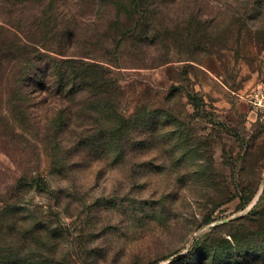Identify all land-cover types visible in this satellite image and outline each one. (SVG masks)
Here are the masks:
<instances>
[{"label": "rangeland", "instance_id": "rangeland-1", "mask_svg": "<svg viewBox=\"0 0 264 264\" xmlns=\"http://www.w3.org/2000/svg\"><path fill=\"white\" fill-rule=\"evenodd\" d=\"M108 2L0 0V261L231 264L236 246L233 261L262 264L264 114L247 97L264 79V0H141L117 29ZM66 26L67 55L103 66L119 115L152 114L154 131L87 156L73 141L104 120L54 128L69 105L32 86L19 123L10 45Z\"/></svg>", "mask_w": 264, "mask_h": 264}, {"label": "trees", "instance_id": "trees-1", "mask_svg": "<svg viewBox=\"0 0 264 264\" xmlns=\"http://www.w3.org/2000/svg\"><path fill=\"white\" fill-rule=\"evenodd\" d=\"M124 2V0H110L108 2L113 7L115 15L114 21L110 24L111 29L124 27L125 23L122 21L126 18L127 20L135 18L138 9L141 7V0H132L130 5H126ZM65 29L66 32L63 35L58 34L52 38L26 37L23 39L16 35L13 44L10 45L11 50L15 47L17 53L14 58H11L16 71L11 73L6 82H8V93L11 94L9 108L19 123L23 127L27 125L26 104L29 102L30 96L27 87L32 86L35 91L41 90L48 93L47 97L61 99L69 105L66 109L60 110L50 121L54 128H61L73 122L77 124L80 121L91 120L95 117L104 120L100 129L96 130L93 124L90 126V131L82 132L73 141L75 147L81 149L83 154L87 156L102 149L100 148L101 142L104 143L102 144L104 147L116 146L125 140L131 142L132 136L138 130L154 131L156 124L154 123L155 116L152 114L141 117L136 115L126 120L119 115L116 100L119 99L120 90L117 82L109 79L100 64L83 60L81 56L85 55H77L74 52L67 55V50L77 40L70 26H66ZM144 38L142 42L149 39L147 36ZM62 43L68 47L66 50L60 48ZM56 44L58 45L56 47L59 51L57 52L58 55L74 57L59 58L51 55L49 52H54L53 45ZM6 45L4 44V46ZM38 47L45 49L47 53L41 54V51L37 49ZM108 153L112 154L110 151ZM54 166L55 168L61 167L58 162ZM12 212L7 211L10 219L14 217ZM9 218H5L6 222H9ZM234 248H228L222 256L225 257L226 261H231V264H243L240 260L233 261L235 257L240 258V255L233 253ZM258 258L260 259L259 262L264 264V252L259 254L257 258L253 257L255 260ZM208 260L209 258H204L202 262H208ZM0 264L23 263H18L16 260H5L0 261ZM212 264H215V261Z\"/></svg>", "mask_w": 264, "mask_h": 264}, {"label": "built area", "instance_id": "built-area-1", "mask_svg": "<svg viewBox=\"0 0 264 264\" xmlns=\"http://www.w3.org/2000/svg\"><path fill=\"white\" fill-rule=\"evenodd\" d=\"M247 100L253 112L264 114V79L252 89Z\"/></svg>", "mask_w": 264, "mask_h": 264}]
</instances>
